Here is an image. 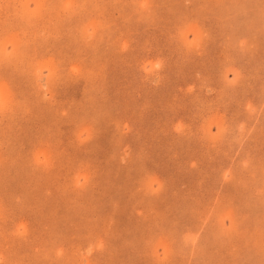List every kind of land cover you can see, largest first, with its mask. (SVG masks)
<instances>
[{
	"label": "rangeland",
	"instance_id": "obj_1",
	"mask_svg": "<svg viewBox=\"0 0 264 264\" xmlns=\"http://www.w3.org/2000/svg\"><path fill=\"white\" fill-rule=\"evenodd\" d=\"M0 264H264V0H0Z\"/></svg>",
	"mask_w": 264,
	"mask_h": 264
}]
</instances>
